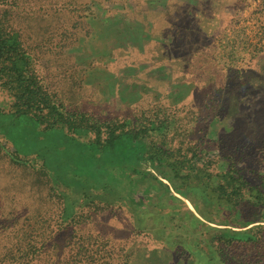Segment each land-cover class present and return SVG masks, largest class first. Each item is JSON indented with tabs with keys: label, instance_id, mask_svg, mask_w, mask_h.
Instances as JSON below:
<instances>
[{
	"label": "rangeland",
	"instance_id": "rangeland-1",
	"mask_svg": "<svg viewBox=\"0 0 264 264\" xmlns=\"http://www.w3.org/2000/svg\"><path fill=\"white\" fill-rule=\"evenodd\" d=\"M0 15L58 98L103 119L167 114L169 163L206 150L235 161L249 187L264 175V0H0ZM12 113L0 90V231L56 229L64 203L86 264H204L205 252L208 264L239 262L213 245L259 223L236 225L233 203L189 162L178 174L164 161L111 164L82 145L88 138ZM240 264H264V254Z\"/></svg>",
	"mask_w": 264,
	"mask_h": 264
},
{
	"label": "trees",
	"instance_id": "trees-1",
	"mask_svg": "<svg viewBox=\"0 0 264 264\" xmlns=\"http://www.w3.org/2000/svg\"><path fill=\"white\" fill-rule=\"evenodd\" d=\"M190 31L192 32L193 29ZM144 44L146 42L139 46L136 44L130 46L141 49ZM34 64V59L25 48L19 33L10 28L0 15V90L11 99L13 116L32 120L44 125L45 129L64 130L71 135L72 141L77 143V140L86 137L88 141L81 142L82 145L87 147L89 152L96 149L101 153V157L106 156L111 164L117 163L119 157L124 162L129 160L130 164L145 159L156 167V163L159 162L161 165L164 161L178 174L176 165L180 162H189L192 166L190 171L196 172L198 179L207 178L212 181L213 190L233 203L232 210L243 221L239 222L243 224L236 225L249 226L259 223L243 232L231 230L228 234L220 235L216 240L217 243L213 245L212 253L222 257L224 263L228 262L229 256L238 257L239 262L236 264H240V258L247 257L252 252L256 255L264 254V175L257 174L259 182L249 187L240 169H237L235 161L232 160L231 163L229 160H214L206 150H202L199 156L193 154L188 157L185 154L183 160H180V156H175V161L169 163L168 153L172 151L168 152L164 146L168 143L167 114L162 118L146 117L143 121L134 122L131 117L122 121L117 118H98L81 110L77 105L73 106L58 98L56 92L48 89ZM252 79L254 78L250 77V80ZM227 101L230 102L224 100V103ZM191 148L187 150L190 151ZM175 150L179 151L180 148ZM192 158H198V163ZM10 160L13 164L19 166L22 164V160L16 156L11 155ZM213 163L217 166L211 169L209 166ZM207 170L209 172H206ZM65 210L63 203L61 216L58 215L55 224L56 229L52 227V221L48 223L44 221L38 225L34 223L32 229H27L22 234L7 233V230L0 231L3 233V238L0 239V264H75V262L86 264L89 249L84 244V236H79L80 247L76 254L73 253L71 241L74 236L68 234V224L72 222L70 220L72 218L63 216ZM34 211L38 212L37 209ZM8 226H2L1 229ZM100 254L94 250L91 257L95 255L100 257ZM201 259L204 264L212 260L207 252L201 254Z\"/></svg>",
	"mask_w": 264,
	"mask_h": 264
}]
</instances>
